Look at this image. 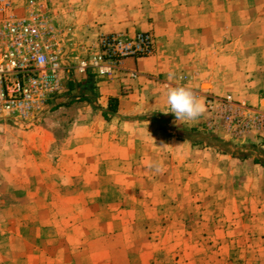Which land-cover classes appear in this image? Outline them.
<instances>
[{
    "label": "rangeland",
    "instance_id": "obj_1",
    "mask_svg": "<svg viewBox=\"0 0 264 264\" xmlns=\"http://www.w3.org/2000/svg\"><path fill=\"white\" fill-rule=\"evenodd\" d=\"M232 7L235 33L221 37L220 53H228L225 46L234 41L233 56L264 64V0H236ZM244 7L252 29L245 39ZM56 21L70 28L63 92L33 126L0 121V264H264V196L247 195L244 176L254 170L236 159L249 153L246 135L209 128L205 107L208 117L192 131L193 146L173 147L172 160L158 162L159 173L149 164L130 163L129 149L109 142L93 147L91 127L111 129L114 117L93 114L101 104L91 92L84 99L79 86L86 75L70 67L89 53L97 36L75 21ZM198 55L205 63L199 67L210 72L214 53ZM199 71H184L182 78L194 79ZM222 87L227 89L217 95L243 98L251 88L264 97L263 79ZM205 90H193L204 97V106L205 95L216 94ZM254 107L264 109V100ZM148 173L155 179L147 180Z\"/></svg>",
    "mask_w": 264,
    "mask_h": 264
},
{
    "label": "crops",
    "instance_id": "obj_2",
    "mask_svg": "<svg viewBox=\"0 0 264 264\" xmlns=\"http://www.w3.org/2000/svg\"><path fill=\"white\" fill-rule=\"evenodd\" d=\"M53 1L52 10L56 17L77 22L74 26L93 37L99 32L133 33L136 28L151 31L156 37L154 55L125 61L128 69L140 72L137 78L126 77L123 73L110 77L86 75L82 76L79 86L86 93L84 99L91 92L96 96V105H99L98 102L101 104L100 108H94L93 114L100 117L106 112L114 117L111 129L91 127L92 146L100 148L109 142L110 145L129 149L130 163L151 164L161 159L172 160L175 153L173 147L193 146L191 133L200 124L203 126L207 113L204 111L194 121L176 123L173 113H164L170 111L166 104L170 89L184 87L203 93L204 84H208L205 92L217 94L227 89L222 84L264 81V64H254L233 56L232 52L236 51L234 46L237 47L234 41L225 46L228 53H220L221 37L235 33V25L230 21L236 16L232 7L236 0ZM241 11L245 39L252 34L251 20L245 7ZM259 46L255 45L254 49L260 50ZM243 48L248 50L245 45ZM200 52H212L217 59L212 61L210 72H204L199 67L205 64L198 55ZM193 68L200 69L198 76L185 81L182 78L184 71ZM126 88L131 89L130 95L123 94ZM247 91L243 98H236L261 107L264 97L253 93L251 88ZM71 93L76 94V90L71 89ZM198 99L204 104L201 94ZM114 101L117 107L112 111L110 107ZM116 120L122 123L118 125ZM163 121L169 122V125L161 124ZM244 144L248 155L236 159L244 168L254 170V173H245L244 176L245 180H249L247 195L251 198L264 196V133L246 135ZM146 178L154 180L155 173H148ZM260 201L264 203L263 197ZM260 212L264 213V204Z\"/></svg>",
    "mask_w": 264,
    "mask_h": 264
},
{
    "label": "built area",
    "instance_id": "obj_3",
    "mask_svg": "<svg viewBox=\"0 0 264 264\" xmlns=\"http://www.w3.org/2000/svg\"><path fill=\"white\" fill-rule=\"evenodd\" d=\"M56 19L52 0H0V121L33 126L63 92L70 28L59 27ZM155 49V35L148 30L99 32L94 47L70 68L80 75L137 78L140 72L125 61L150 57ZM205 107L211 129L235 137L264 133V109L232 93L206 94Z\"/></svg>",
    "mask_w": 264,
    "mask_h": 264
},
{
    "label": "clouds",
    "instance_id": "obj_4",
    "mask_svg": "<svg viewBox=\"0 0 264 264\" xmlns=\"http://www.w3.org/2000/svg\"><path fill=\"white\" fill-rule=\"evenodd\" d=\"M171 78L172 75L169 74V79ZM166 104L170 111H164V113H173L176 123L194 121L205 111L204 104L190 89L184 87L170 89L167 93ZM148 168L156 173L162 171V166L156 162L149 164Z\"/></svg>",
    "mask_w": 264,
    "mask_h": 264
},
{
    "label": "trees",
    "instance_id": "obj_5",
    "mask_svg": "<svg viewBox=\"0 0 264 264\" xmlns=\"http://www.w3.org/2000/svg\"><path fill=\"white\" fill-rule=\"evenodd\" d=\"M72 89V87H71ZM111 109L114 111L116 109V107L114 105H111Z\"/></svg>",
    "mask_w": 264,
    "mask_h": 264
}]
</instances>
